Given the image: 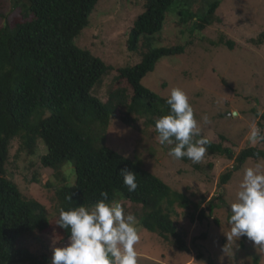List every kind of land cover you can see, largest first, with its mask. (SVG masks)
I'll return each instance as SVG.
<instances>
[{
    "label": "trees",
    "instance_id": "16d2710c",
    "mask_svg": "<svg viewBox=\"0 0 264 264\" xmlns=\"http://www.w3.org/2000/svg\"><path fill=\"white\" fill-rule=\"evenodd\" d=\"M14 1L15 8L23 7L24 11L19 19L7 20L0 27V264H50L52 257L46 244L32 250L26 239L47 231L55 222L43 203L26 198L6 177L10 145L15 138L21 140V149L30 155L37 152L40 142L46 146L41 164L53 169L62 182L55 192L57 221L62 209L92 207L102 199L100 193L107 192L106 203L127 200L141 206L135 217L143 228L165 240L172 238L179 250L188 252L185 233L178 230L165 209L168 203L188 207L191 200L173 191L135 160L106 145L111 118L119 117L129 125L143 119L147 126L155 128V122L170 112L167 98L143 85L142 80L162 57L185 52L182 44L154 46L164 30L166 14L176 0H143L145 10L135 20L127 41L130 50L141 44L142 60L117 70L106 101L94 95L93 90L112 67L75 43L90 24L89 16L100 0ZM218 6L219 1L213 0L200 15L184 9L178 13L181 21L189 18L192 29L202 31L218 20L215 15ZM261 37L264 33L255 41L261 43L264 39ZM224 42L233 48L232 41ZM259 125V136L264 137V123ZM201 136L209 141L205 146L208 152L234 160L233 168L220 178L222 185L248 159L264 157V150L258 146L246 147L235 154L222 142ZM258 141L264 143V139ZM180 160L192 162L186 157ZM67 163L73 166V183L67 182L63 172ZM121 169L137 174L138 187L134 192L123 184ZM215 199L200 209L199 219L213 214ZM189 216L193 221L196 219L191 213ZM61 231V239H68L70 230Z\"/></svg>",
    "mask_w": 264,
    "mask_h": 264
},
{
    "label": "rangeland",
    "instance_id": "374dc122",
    "mask_svg": "<svg viewBox=\"0 0 264 264\" xmlns=\"http://www.w3.org/2000/svg\"><path fill=\"white\" fill-rule=\"evenodd\" d=\"M211 1L174 2L166 14L161 38L154 46L182 44L185 52L162 57L142 83L163 98H168L173 88L182 89L194 110L200 134L211 141L222 142L235 154L249 146L264 150V143L251 139L253 126L259 136V123H264V39L261 43L255 41L264 33V0H218V20L202 31L193 30L189 18L181 21L178 10L200 15ZM144 10L143 0H100L89 16L90 24L75 39L77 46L90 50L112 67L93 90L102 101L108 98L117 70L142 60L141 44L130 50L127 41L135 20ZM23 11V7L15 8L14 0H0V27L7 20L19 19ZM227 40L234 43L233 48L224 42ZM157 136L155 128L147 126L143 119L129 125L113 117L106 131L108 147L135 160L173 191L191 200L188 207L168 203L165 209L178 230L185 233L189 251L179 250L172 238L165 240L138 223L139 241L134 246L137 264H264V249L260 246L247 237L229 238L231 205L237 202L245 170L259 166L264 173V157L248 159L222 185L220 178L233 168L234 160L207 150L199 163L177 160L169 155L172 145H160ZM46 153V146L40 142L37 152L30 155L21 149V140L15 138L10 145L6 177L26 198L43 203L55 222L47 231L26 239L32 250L44 243L52 255L53 248L65 246L67 239H61L62 231L56 225L55 192L62 182L53 169L42 166L41 157ZM72 171L71 163L64 165L68 183L75 180ZM212 198H216L213 214L199 219L200 209L207 207ZM117 202L126 213L135 216L141 212V206L130 201ZM190 213L195 215L194 221Z\"/></svg>",
    "mask_w": 264,
    "mask_h": 264
},
{
    "label": "clouds",
    "instance_id": "9594fccd",
    "mask_svg": "<svg viewBox=\"0 0 264 264\" xmlns=\"http://www.w3.org/2000/svg\"><path fill=\"white\" fill-rule=\"evenodd\" d=\"M166 103L170 106L169 114L155 122L159 144L175 145L169 155L177 160L186 157L199 163L209 141L200 134L187 94L180 88H173ZM204 120L207 122V117ZM251 139L253 142L264 139L258 136L255 126ZM119 174L128 191L134 192L138 187L137 174L127 169H121ZM239 189L237 202L231 205L229 238L247 237L264 249V173L259 166L245 170ZM100 195L102 199L92 207L81 205L60 211L56 225L70 230V234L65 246L53 248L50 264H137L136 217L126 213L118 202L106 203L107 192Z\"/></svg>",
    "mask_w": 264,
    "mask_h": 264
}]
</instances>
